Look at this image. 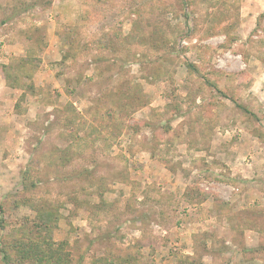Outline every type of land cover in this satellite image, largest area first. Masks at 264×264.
I'll return each mask as SVG.
<instances>
[{"label": "rangeland", "instance_id": "1", "mask_svg": "<svg viewBox=\"0 0 264 264\" xmlns=\"http://www.w3.org/2000/svg\"><path fill=\"white\" fill-rule=\"evenodd\" d=\"M44 236L56 264H264V0H0V247Z\"/></svg>", "mask_w": 264, "mask_h": 264}, {"label": "trees", "instance_id": "2", "mask_svg": "<svg viewBox=\"0 0 264 264\" xmlns=\"http://www.w3.org/2000/svg\"><path fill=\"white\" fill-rule=\"evenodd\" d=\"M54 218L55 217L50 212H47L46 214L42 213L41 215L37 217L38 219L37 224L39 227H42V230H46L47 232H50L51 230L50 222L53 221ZM36 244L39 246V248L38 246L35 247L33 245H30L29 248L28 247L26 248V246L25 247L21 246L20 243H18V246L17 244H14V246H17L19 248L18 252L21 258H23V260H26V258H28V256L32 254L33 252L39 251L40 254L42 255L37 256L36 264H53V263L56 264L54 261V258L56 257L58 258L59 256V253H60L59 245H57L54 241H52V239H50L48 236H44L42 244H38V243ZM40 247H41V250H38L40 249ZM0 251L2 255L1 258L5 264H14L12 263L11 255L8 253L6 247H0ZM33 256L36 257V253H34ZM16 264H19V263H16Z\"/></svg>", "mask_w": 264, "mask_h": 264}]
</instances>
